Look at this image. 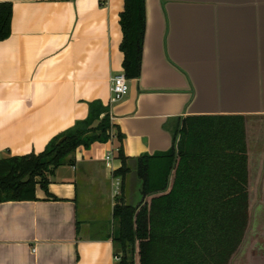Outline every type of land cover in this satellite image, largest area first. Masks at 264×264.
I'll use <instances>...</instances> for the list:
<instances>
[{"label":"crops","instance_id":"crops-1","mask_svg":"<svg viewBox=\"0 0 264 264\" xmlns=\"http://www.w3.org/2000/svg\"><path fill=\"white\" fill-rule=\"evenodd\" d=\"M0 3L12 5L0 42V159L42 153L93 102L122 135L78 148L35 201L0 203V264H116L94 214L113 181L122 193L118 149L131 159L166 152L194 116L244 118L248 226L228 264H264V0H144L140 76L114 104L124 0Z\"/></svg>","mask_w":264,"mask_h":264},{"label":"trees","instance_id":"trees-1","mask_svg":"<svg viewBox=\"0 0 264 264\" xmlns=\"http://www.w3.org/2000/svg\"><path fill=\"white\" fill-rule=\"evenodd\" d=\"M11 3H0V42L10 35ZM144 0H124L119 18L123 75L138 79L145 33ZM114 131V135L112 133ZM122 135L108 109L89 105L88 117L38 154L0 159V203L36 200L48 177L75 151ZM63 143L56 146L59 139ZM122 194L115 198L116 233L107 237L116 264H228L248 226V155L242 116H194L181 121L171 148L126 158L117 151ZM134 173L142 200L125 204L124 183ZM52 198V197H51Z\"/></svg>","mask_w":264,"mask_h":264},{"label":"rangeland","instance_id":"rangeland-1","mask_svg":"<svg viewBox=\"0 0 264 264\" xmlns=\"http://www.w3.org/2000/svg\"><path fill=\"white\" fill-rule=\"evenodd\" d=\"M64 164V163H63ZM62 164V165H63ZM113 184L115 185V181H113ZM113 190L107 188L106 196L101 202H96V212L94 215L98 216L96 220V225L99 228H102L103 231H107L106 237L113 236L116 233L115 230V224L113 223L112 220V211H111V205L113 204V200H111V193L113 194ZM122 194V193H121ZM120 194V196H121ZM125 196H124V201L125 204L131 207H136L142 200V194H141V182L136 178V175L134 173L129 174L126 177L125 180ZM117 196V197H120ZM116 197V198H117ZM93 201V205L95 203ZM99 209L100 212L97 210ZM96 216L95 219H96Z\"/></svg>","mask_w":264,"mask_h":264},{"label":"built area","instance_id":"built-area-1","mask_svg":"<svg viewBox=\"0 0 264 264\" xmlns=\"http://www.w3.org/2000/svg\"><path fill=\"white\" fill-rule=\"evenodd\" d=\"M128 93V80L123 74L117 75L111 79V98L110 103L114 104L120 102ZM113 137L111 136V139ZM106 161L110 160V155L106 156ZM120 183H116V188L113 192V197L120 195L119 191ZM118 261V258H115Z\"/></svg>","mask_w":264,"mask_h":264},{"label":"water","instance_id":"water-1","mask_svg":"<svg viewBox=\"0 0 264 264\" xmlns=\"http://www.w3.org/2000/svg\"><path fill=\"white\" fill-rule=\"evenodd\" d=\"M64 140H65V137L59 139V140L57 141V143H56V146H59L61 143L64 142Z\"/></svg>","mask_w":264,"mask_h":264}]
</instances>
